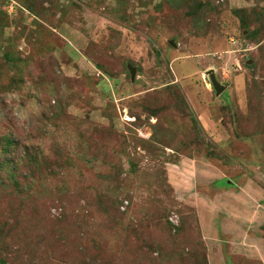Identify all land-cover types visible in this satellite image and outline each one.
<instances>
[{
  "label": "rangeland",
  "instance_id": "374dc122",
  "mask_svg": "<svg viewBox=\"0 0 264 264\" xmlns=\"http://www.w3.org/2000/svg\"><path fill=\"white\" fill-rule=\"evenodd\" d=\"M0 264H264V0H0Z\"/></svg>",
  "mask_w": 264,
  "mask_h": 264
},
{
  "label": "water",
  "instance_id": "95a60500",
  "mask_svg": "<svg viewBox=\"0 0 264 264\" xmlns=\"http://www.w3.org/2000/svg\"><path fill=\"white\" fill-rule=\"evenodd\" d=\"M129 69H130V72H131V80L134 81L135 79V68L129 66ZM207 74L210 75V79L209 78H206V80L209 82H211L216 94H220L221 91L224 90V86L221 85L215 78V75H214V70H209L207 71Z\"/></svg>",
  "mask_w": 264,
  "mask_h": 264
},
{
  "label": "crops",
  "instance_id": "0c3cea01",
  "mask_svg": "<svg viewBox=\"0 0 264 264\" xmlns=\"http://www.w3.org/2000/svg\"><path fill=\"white\" fill-rule=\"evenodd\" d=\"M238 215V213L237 212H235V216H237ZM238 219H241V218H239V215H238Z\"/></svg>",
  "mask_w": 264,
  "mask_h": 264
},
{
  "label": "trees",
  "instance_id": "16d2710c",
  "mask_svg": "<svg viewBox=\"0 0 264 264\" xmlns=\"http://www.w3.org/2000/svg\"><path fill=\"white\" fill-rule=\"evenodd\" d=\"M237 13L239 12V10L238 11H236Z\"/></svg>",
  "mask_w": 264,
  "mask_h": 264
}]
</instances>
